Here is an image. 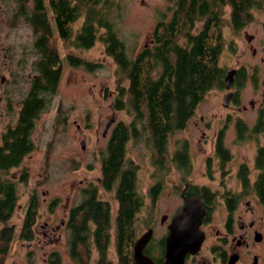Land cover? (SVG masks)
<instances>
[{
  "label": "rangeland",
  "instance_id": "374dc122",
  "mask_svg": "<svg viewBox=\"0 0 264 264\" xmlns=\"http://www.w3.org/2000/svg\"><path fill=\"white\" fill-rule=\"evenodd\" d=\"M176 1H118L112 19L127 55L135 56L147 44H151L154 27L160 19L170 17ZM14 6L12 0H0V76L7 77V81L0 84V93L3 92L13 100L12 110L7 109L8 113L5 111V106L9 107L7 97L3 100L1 111H5L8 117L0 119V138L8 124L13 125L17 120L18 103L31 85L29 75L34 73L32 63L37 59L30 52L26 58L21 59L22 43H28V47L33 46L35 36L23 17L16 16ZM224 10L222 48L218 60L223 75L227 70L244 63L246 67L253 63L261 64L259 57L252 56L250 45L258 50L264 46V8L253 10L252 20L237 29L229 23V7ZM81 22L82 19H79L72 24L74 31L78 30ZM201 24L198 22L194 30L199 29ZM250 34L253 39L248 41L246 35ZM73 40V37L62 40L53 28L49 42L61 59L58 85L48 99V105L34 122L30 133L33 149L19 166L6 172V177L16 185L18 199L8 223L13 227V238L3 264H95L97 252L93 248L86 249L81 262L70 254L69 231L65 225L69 209L82 201L86 191L83 188L90 185L96 188L97 197L109 204L112 228L107 258L112 264H119L113 225L118 202L114 188L104 190L99 185V178L111 127L118 121L129 123L131 117L126 110L114 109L113 101L117 95L116 65L105 53L101 40L97 39L89 48L75 46ZM4 50L12 53L5 60L2 57ZM67 55L71 56L70 61L65 59ZM72 58H79L83 63L76 64ZM20 60L22 66L17 70L15 65ZM227 91L223 87L212 88L205 94L185 127L168 136L165 155L160 160L149 141L148 133L143 129L139 131L141 125H137L135 135L126 143L124 157L136 166V191L143 199V206L135 217L138 230L136 238L150 226L156 229L154 234L164 233L165 227L159 223V218L168 213L169 219L174 213L180 203L176 189H180L186 181L215 184L207 177L205 162L213 152L214 134L223 125L225 115L231 117L224 134L225 141L232 146L233 151V159L228 167L236 168L242 159H252L255 147L262 143V135L253 132V135L247 134L242 141L237 139L233 119L240 116L253 126L257 112L250 109L235 112L236 107L232 103L224 107L222 102ZM251 92L252 85L247 83L239 97L246 101ZM255 96L259 98V93ZM109 121L110 128L103 136L104 125ZM183 141L188 142L190 153L189 167L184 169L177 168L171 161V156ZM211 160L210 168L215 171L218 168L216 160L213 162L212 157ZM23 171L26 172V180L21 181ZM156 184L158 190L152 196V186ZM31 195L36 196L38 206L33 235L27 240L20 237V227Z\"/></svg>",
  "mask_w": 264,
  "mask_h": 264
},
{
  "label": "trees",
  "instance_id": "16d2710c",
  "mask_svg": "<svg viewBox=\"0 0 264 264\" xmlns=\"http://www.w3.org/2000/svg\"><path fill=\"white\" fill-rule=\"evenodd\" d=\"M118 1L48 0V3L62 40L73 37L75 46L88 48L99 39L104 44L105 53L116 65L114 109L126 110L131 121H119L112 130L102 157V187L110 190L118 181L115 188L118 208L113 220L115 248L119 264H132V249L138 231L135 217L143 206V199L136 191V166L124 158L126 143L135 135L137 125H141L139 131L143 129L148 133L159 160L165 155L167 137L185 126L210 89L223 85V70L218 60L222 48L224 8L229 7V23L237 29L252 20L253 10L264 8V0H177L170 17L160 19L154 27L153 42L135 56L125 52L112 19ZM33 3L26 18L37 28V19L44 20L45 16L40 7L41 0H33ZM79 19H82L81 25L74 31L72 24ZM198 22L202 24L194 30ZM45 25L49 26L47 20ZM44 31L49 33L50 30L45 27ZM56 60L54 53L41 57L36 65L39 75L31 81L18 125L7 128L1 136L0 264L13 238V227L8 223L18 199L16 185L6 177V172L19 166L33 149L30 133L36 111L46 108L58 85L60 63ZM72 60L76 64L83 63L79 58ZM173 156L172 161L180 166L187 163L183 148ZM20 177L21 181L26 180V172L23 171ZM85 193L83 201L72 207L69 214L70 254L81 262L86 249L93 243L97 250L96 264H112L107 258L112 228L109 204L96 197L94 188ZM37 206L36 196L31 195L21 223L20 237L28 240L32 237Z\"/></svg>",
  "mask_w": 264,
  "mask_h": 264
},
{
  "label": "flooded vegetation",
  "instance_id": "af4514ba",
  "mask_svg": "<svg viewBox=\"0 0 264 264\" xmlns=\"http://www.w3.org/2000/svg\"><path fill=\"white\" fill-rule=\"evenodd\" d=\"M12 1L15 4L14 9L15 14H17L16 16L23 17L24 21L29 24L31 33H33L35 36V38L33 37V46L28 47L29 44L26 42L22 43L21 46L23 49L21 52V59L22 57L26 58L27 55H29V52L37 58L32 63L34 73L29 75V78L32 81L39 75L36 65L38 62H40L41 57L44 56V54L50 55V53H54L57 57L56 63L61 62L59 53L55 50V48H53V46H51V43L49 42L53 28L56 30L58 36L59 33L54 25V15L50 9L48 0H41L40 7L45 16V19H37L39 25L37 28H35L34 25L30 24L26 18V15L28 14V12H30V10H32V7L34 5L33 0ZM46 20L49 22V26L45 25ZM44 26L50 30L47 31L49 33H45ZM248 36H251V39L248 40L251 41L253 39V35L250 34ZM150 41L151 43L153 42L152 37ZM250 52L253 57H259V61L261 62V64L253 63L249 64V66L246 67L247 64L244 63L242 66L240 65L236 66L235 68H231L230 70H234V74L228 88L225 87L224 81V77L229 71L227 70V72H225V75H223V86L219 88L223 87L224 89L229 90L225 93V95L228 92L231 93L229 103H232V106L236 107V110H234L235 112L240 113L243 111H248L249 109L257 112V119L253 123V126H250V124L247 123L246 119H242L240 116L233 119V126L237 139L239 141H242L247 134L253 135L251 133L253 132L261 134L263 137V141L262 143L258 142L259 144L255 147V152L252 159L251 157L249 159H242V161H240L236 168L228 167L233 159V151L232 146L230 144H227V142L225 141L224 134L228 128V125L230 124L229 120L231 118L230 116L225 115V121L223 122V125L214 134L213 152L206 158L205 162L206 168L208 170L207 177L208 179L210 178L209 180H213L215 184H195L189 180L186 181L180 189H176L180 198V203L175 207L174 213L169 217V219H167L168 213L162 214V216L159 218V223L161 225L164 224V233H161L159 235L154 234V231H156V229L154 230L153 226L148 227L152 229V234L150 239L142 248L141 252L142 255L147 257L153 264L163 263L166 245L165 240L169 233L168 226L171 223L176 212L184 206L186 200H193L199 203V205L203 209V215L201 217L199 229L203 232L204 237L201 241L200 247L195 252L186 253V255L184 256L183 264H264V72H261L264 71V46H261L258 50L257 47H253L250 45ZM11 54V52L9 53V51L4 50V52H2V57L5 60L8 59ZM70 58V55H67V57H65V59H69V61ZM21 61L22 60H20L18 64L15 65L17 70L22 66ZM6 81L7 77L1 75L0 84H3ZM247 83H250L252 85V92L251 96L247 98L246 101H244L239 97V93ZM31 86L32 83L27 90L25 97L22 98L21 102L18 103L16 122L13 125L8 124L5 130L7 128L12 129L18 125L22 111L24 110L25 100L29 96ZM258 93L259 98L255 96ZM5 96L7 97V103L9 105L8 108H6L5 106V111L6 113H8L7 109L10 111L12 110L13 100H11L9 96L1 92L0 119H2L6 115L5 111H1L4 105L3 100ZM229 103L227 106H224L223 104L222 105L224 107H228L230 106ZM246 103L248 105H246ZM41 111H36V118L34 119V122ZM7 117L8 116H5V118ZM2 120H4V118ZM116 124L117 122H115V124L110 129L109 138L107 140L108 142L110 140L112 130ZM105 126L106 123L103 129V136L106 135L108 129L110 128V125L107 128ZM108 142L106 144V148ZM183 142L184 143H182L181 147L179 146L180 148H178L176 152L183 148L185 157H187V163L180 166L178 163L172 161L174 156H171V161L176 164V167L182 169L189 167L190 158L188 142ZM211 157L213 159V162L214 160H216V165L218 168L215 171L210 168L212 165ZM102 181L103 177L101 162V177L99 178V185L101 187ZM80 184L81 182L79 183V185ZM117 184L118 181L116 180L114 182V186L112 187L114 188V192L116 191L115 188L117 189ZM92 188L96 190V188L92 187V185L83 188V190ZM152 189L154 192L152 196H154L158 190V185H153ZM82 201H80L76 205H79ZM71 208L69 209L67 220L65 222L68 231V221ZM60 222L62 223L63 220H60ZM139 236L135 239V241L139 238ZM91 248H93L97 252L93 243L90 244L89 249ZM55 256L58 258L56 254ZM96 260L97 258L95 259V264ZM132 264H134L133 249Z\"/></svg>",
  "mask_w": 264,
  "mask_h": 264
},
{
  "label": "water",
  "instance_id": "95a60500",
  "mask_svg": "<svg viewBox=\"0 0 264 264\" xmlns=\"http://www.w3.org/2000/svg\"><path fill=\"white\" fill-rule=\"evenodd\" d=\"M246 39L250 40L251 36L246 35ZM234 70H229L225 77V87L228 88ZM231 97L228 92L222 104L227 106ZM111 121L106 123V128ZM82 146L83 142H82ZM203 209L199 203L193 200H186L182 208H180L174 215L171 223L168 226L169 233L166 237L165 252L162 264H183L184 256L188 252H195L201 244L204 237L203 232L199 229ZM152 229L148 228L143 232L134 243V264H153L147 257L142 255V248L150 239Z\"/></svg>",
  "mask_w": 264,
  "mask_h": 264
}]
</instances>
